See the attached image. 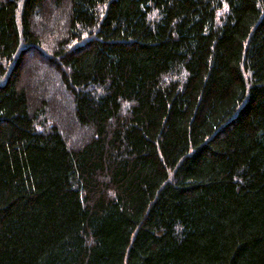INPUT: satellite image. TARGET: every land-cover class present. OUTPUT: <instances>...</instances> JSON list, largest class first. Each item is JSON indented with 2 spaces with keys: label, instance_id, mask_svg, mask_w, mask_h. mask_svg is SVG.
Masks as SVG:
<instances>
[{
  "label": "trees",
  "instance_id": "16d2710c",
  "mask_svg": "<svg viewBox=\"0 0 264 264\" xmlns=\"http://www.w3.org/2000/svg\"><path fill=\"white\" fill-rule=\"evenodd\" d=\"M0 264H264V0H0Z\"/></svg>",
  "mask_w": 264,
  "mask_h": 264
},
{
  "label": "rangeland",
  "instance_id": "374dc122",
  "mask_svg": "<svg viewBox=\"0 0 264 264\" xmlns=\"http://www.w3.org/2000/svg\"><path fill=\"white\" fill-rule=\"evenodd\" d=\"M28 56V57H27ZM29 58V59H28ZM39 57L37 56V54L35 52H29L25 55L24 59H28L24 61V67H29L31 63H29L28 61H32L34 60V63H37L39 61L38 59Z\"/></svg>",
  "mask_w": 264,
  "mask_h": 264
}]
</instances>
